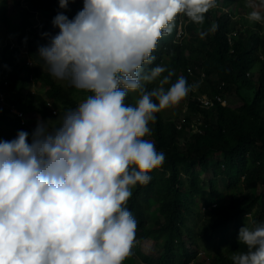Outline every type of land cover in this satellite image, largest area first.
<instances>
[{
	"label": "clouds",
	"instance_id": "clouds-1",
	"mask_svg": "<svg viewBox=\"0 0 264 264\" xmlns=\"http://www.w3.org/2000/svg\"><path fill=\"white\" fill-rule=\"evenodd\" d=\"M67 10L69 0H58ZM215 0H83L73 18L57 12L37 56L49 74L88 93L59 123L0 140V264H123L137 222L132 188L163 165L149 123L198 85L163 65L147 68L178 13L202 23ZM248 19L264 21V0ZM27 37H25V43ZM167 72V75H163ZM159 81L148 90L147 85ZM164 85H170L165 88ZM129 92L137 93L126 105ZM246 251L233 264H264V224L241 227Z\"/></svg>",
	"mask_w": 264,
	"mask_h": 264
},
{
	"label": "trees",
	"instance_id": "trees-1",
	"mask_svg": "<svg viewBox=\"0 0 264 264\" xmlns=\"http://www.w3.org/2000/svg\"><path fill=\"white\" fill-rule=\"evenodd\" d=\"M249 2L261 4L262 0H215V6L203 13L202 23L192 21L187 26L182 42H175L176 15L172 32L158 41L155 61L146 65L172 70L175 74L170 83L182 76L189 85L198 87L196 93L189 92V110L181 130L164 119L162 110L149 123L151 132L144 139H154L165 161L149 174V183L132 188L126 207L137 222L133 246L153 234L157 238L163 235V242L160 238L158 258L131 249L123 264H189L201 248L207 254L199 264H233L231 257L246 251L238 241L245 221L251 219L249 228L264 224V21H251L243 13ZM232 5L233 11H224ZM19 6L12 8L11 0H1L0 95L5 94V99L0 97V140L8 141L15 139L19 131L31 133L39 118L49 121L50 126L58 125L53 112L59 109L62 115L77 106V90L68 83L52 81L53 77L42 68L37 48L46 43L42 32L58 31L52 26L57 12L63 11L71 19L82 9L83 0H69L67 10L60 9L58 0H21ZM36 17L41 20L38 26ZM234 29L238 34L230 44L227 35ZM197 32L204 42H198ZM25 37L34 59L32 66L20 47H11L13 41L24 44ZM31 75L47 89L32 93ZM157 86L154 82L147 88ZM220 93L235 96L237 109L219 103L210 110L195 109L201 96L214 99ZM134 95L129 92L126 105L135 104ZM12 104L24 113L25 125L11 113ZM179 105L181 114L184 105ZM193 112L201 116L202 134L189 132ZM204 174L210 176L207 190L201 178ZM222 186L228 195L220 190ZM154 207L161 214L160 220L152 212ZM203 209L205 215L200 212ZM196 216L200 222L198 239L190 227ZM171 254H175L173 259L169 258Z\"/></svg>",
	"mask_w": 264,
	"mask_h": 264
},
{
	"label": "built area",
	"instance_id": "built-area-1",
	"mask_svg": "<svg viewBox=\"0 0 264 264\" xmlns=\"http://www.w3.org/2000/svg\"><path fill=\"white\" fill-rule=\"evenodd\" d=\"M234 8L233 6L231 8H226L224 11L229 12V11H233ZM178 27L176 30V35H175V42H182L185 37L187 36V26L192 22V20L184 13H178ZM35 24L38 26L41 24V20L39 17H36L35 19ZM36 27V26H35ZM238 34V29H234L231 30L228 35H227V40L230 44H232L234 42L235 37ZM8 42H6L4 45H7ZM20 47L22 53H24L26 60H27V64L32 66L34 65V59L33 56L31 54V51L28 47V45L26 43L20 45L18 41H13L11 47ZM249 75V73H248ZM202 79L205 78V74L203 73L202 75ZM30 87L29 90L32 93H36V82L34 79V76L31 75L30 76ZM5 84H7V82H5ZM224 86V84L222 85ZM197 91L194 90L193 93H196ZM1 99L4 100L5 99V94L1 93L0 95ZM190 93L182 100V102L185 104V109L183 110L182 113V119L180 120L181 123H179L178 125V129L181 130L182 129V124L185 123V119L186 117V112H188L189 110V104H190ZM199 103L195 106V109L198 110V108L200 109H206V110H210L212 109L216 103H219L222 107H230L233 110L237 109V103L235 102V97H229L227 95H225V93H220L219 95L215 96L214 99H210L209 97H207L206 95L201 96L198 99ZM47 105L52 108V104L50 102L47 103ZM11 113L16 115L19 119L22 120V125H25V121H24V113L22 111H19L18 108L15 106V104H12L11 108ZM55 115H57V111L53 112ZM191 116L193 117L191 125H190V129L189 132L190 134H202V130L201 127L203 126V121L201 119L200 114H197L195 112L191 113ZM203 211L205 212V209H203ZM205 252L199 251L196 258L194 260H192L189 264H198L199 261H197V258H199L200 256L204 255Z\"/></svg>",
	"mask_w": 264,
	"mask_h": 264
},
{
	"label": "rangeland",
	"instance_id": "rangeland-1",
	"mask_svg": "<svg viewBox=\"0 0 264 264\" xmlns=\"http://www.w3.org/2000/svg\"><path fill=\"white\" fill-rule=\"evenodd\" d=\"M20 2H21V0H11V6H12V8H20V7H21V6H19ZM253 4L260 5V3H256V2H254ZM0 6H1V0H0ZM232 6H234V5H232ZM260 10H261L262 12H264V11H263L264 8H261ZM250 11H252V9L249 8V7H247L245 10H243V13L246 14V15H248ZM197 35H199L198 32H197ZM201 41L204 42V39L201 37V35H199V36H198V42H201ZM164 64H165V65H166V64L168 65V64H169V61H168V60H165V61H164ZM42 68H43L45 71H48L47 68L44 67L43 65H42ZM52 81H53V82H57V83L60 82V83H62V85H66V84H67V82H65V81H59V80H57V79H55V78H53ZM35 82H36V85H37L36 91H38V93H39L42 89H47V88H46V85H44V84H42V83H40V82H37V81H35ZM156 83L159 84V81H156ZM164 87L166 88L165 85H164ZM25 89L27 90L26 87H25ZM86 94H87V93L79 92L78 90L76 91V96H75V98H76V102H77V104H78L81 100H83L84 98H86V97H85ZM134 94H135V95H134V99L137 100V99H138V95H136V93H134ZM234 97H235V96H234ZM236 100H237V98L235 97V102L237 103ZM181 102H182V101H181ZM182 104L184 105V109H185V104H184L183 102H182ZM180 109H181V106L178 104V105H175V106H172V107H169V108H167V109L162 110V113H163V117H164V119H165L166 121H173V123H176L177 125H179L178 121L182 119V113L180 114V112H179ZM56 111H57L58 113H57V115H55V114H54V115H55L56 117L59 118V115H61V112H60L59 109H56ZM38 121H43V120L39 118ZM38 121H37V122H38ZM37 122H36V126H37ZM149 140H150L151 142H153L154 144H156V142H154V139H153V138H149ZM190 149H191V147L189 148V150H190ZM201 178H202L203 186H204V188L207 190L208 187H209V186H208V181H209L210 176L204 174V175H202ZM220 190L224 193V195H228V194H229V192H227V189L225 190L224 186H222ZM152 212L154 213L156 219H157V218H158L159 220L161 219V214H160V212L157 210L156 207H154V208L152 209ZM200 212H201L202 215H205V212H204L203 210H201ZM152 224H154V223H152ZM250 224H251V219H248L247 222L245 221V223L243 224V227H244L245 225H246V226H249ZM190 227L193 229V231H194V230L196 231V234H194V237H195L196 239H198V231L200 230V222H199L197 216L194 217L193 220L190 222ZM158 237H160V238L162 239V238H163V235H158ZM160 238H157V237H156V234L150 235V236L147 237L145 240H142V241L140 242V244L132 246V249H133L134 251L141 250V251H142L147 257L156 259V258L159 257V252H160V250H161V246H160V245H161V240H160ZM162 242H163V239H162ZM190 246H191V243L188 242V243L186 244V248L189 249ZM200 251L205 252V254L202 255V256H200L199 258H197V261H199V263H201V262H203V261L205 260V256H206V254H207V253H206V250H205L204 248H201ZM174 257H175V254H171V255H169V258H170V259H173ZM199 263H198V264H199ZM203 264H206V263H203Z\"/></svg>",
	"mask_w": 264,
	"mask_h": 264
},
{
	"label": "snow or ice",
	"instance_id": "snow-or-ice-1",
	"mask_svg": "<svg viewBox=\"0 0 264 264\" xmlns=\"http://www.w3.org/2000/svg\"><path fill=\"white\" fill-rule=\"evenodd\" d=\"M202 2H203V0H193L194 4H199V3H202Z\"/></svg>",
	"mask_w": 264,
	"mask_h": 264
}]
</instances>
